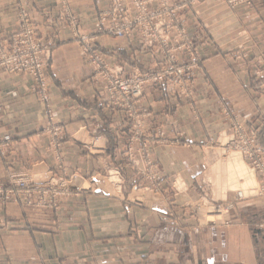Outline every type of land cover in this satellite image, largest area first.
<instances>
[{
  "label": "crops",
  "instance_id": "1",
  "mask_svg": "<svg viewBox=\"0 0 264 264\" xmlns=\"http://www.w3.org/2000/svg\"><path fill=\"white\" fill-rule=\"evenodd\" d=\"M188 1L179 17L189 34L198 36L203 56L196 78L199 117L185 104L171 107L162 117V91L157 86L148 91L151 126L174 121L187 144L153 149L152 157L164 174L162 191L148 204L130 197L135 187L124 199L72 195L53 216L45 209L7 204L0 214V264H264V196L236 198V189H226L225 199L233 200L227 211L230 224L210 221L198 232L187 216L180 218V227L165 216L171 205L179 211L182 201L212 193V167L224 157L211 143L230 124L221 107L244 121H255L264 144V0H249L233 9L223 0ZM106 2L0 0V33L12 31L19 9H24L42 42L51 45L47 104L39 100L29 76L0 75V141L7 143L5 154L0 151V181L9 171L30 170L35 164H40V181H87L121 160L129 122L122 111L103 102L101 85L71 39L68 22L74 17L83 32L93 31ZM95 46L110 65L121 66L124 75L157 66L141 51L136 36L102 35ZM49 116L64 128L58 151L45 132Z\"/></svg>",
  "mask_w": 264,
  "mask_h": 264
},
{
  "label": "rangeland",
  "instance_id": "2",
  "mask_svg": "<svg viewBox=\"0 0 264 264\" xmlns=\"http://www.w3.org/2000/svg\"><path fill=\"white\" fill-rule=\"evenodd\" d=\"M110 1L107 0L106 5L100 9L93 31L83 32L74 17H68V22L72 25L71 39L78 43L80 54L91 68L93 78L101 85L104 92L103 102L115 110L122 111L129 122V133L121 145V160L114 167L104 169V173L95 177L90 176L87 181L81 178H75L74 182L68 180L67 182L61 178L40 181L37 175L40 164L33 165L30 170L9 171L5 180L0 181V214L4 213V207L7 204H14L35 210L45 209L49 212L46 215L53 216L67 204V199L72 195L94 193L102 197L124 199L133 187L135 190L130 197L148 204L143 194H148L150 201L154 195L162 191L164 174L160 170L158 161L152 157V151L158 145H185L186 142L184 143L183 140L182 128L174 121H165L151 126L148 119L153 113L150 111L151 104L147 101L148 91L155 86L162 91L165 98L162 100L164 108H161L160 112L162 117L167 116L171 107L184 104L195 118L199 117L196 109V78L203 62V56L198 49L199 38L195 34H189L187 24L179 17L187 0L180 3H171L168 0H147L145 8L148 15L152 17L150 19L147 16L142 22L135 20L139 14L133 5L134 0H121L125 7L121 14L132 21L129 32L123 36L103 30V12ZM223 1L231 9L241 4H249V0L234 5L227 0ZM154 2L156 4L153 8L151 5ZM188 2L192 4L195 0ZM26 25L34 29V36L42 50L41 58L44 67L41 81L37 80L32 73L9 72L2 68H0V75L29 76L39 100L47 104L49 96L46 71L50 64L51 45L42 42L28 11L19 9L15 28L8 33H0V50L2 45L7 41L10 42L12 37L25 29ZM102 35L123 39H132L136 36L141 51L149 53L157 62L156 68H135L132 74L124 75L121 66L110 65L96 48L95 43ZM123 80L129 81L126 94L119 89L118 82ZM166 97L171 99L166 100ZM221 114L230 124L211 143L220 157H224L212 167L215 172L212 193L203 192L201 197L182 201L179 211H174L172 205L168 207L165 216L168 218V223L173 226H182L180 218L183 216L194 221V224L190 225L194 232H198L200 226L210 221L229 225L227 211L232 207L233 200H226L224 197L225 190L228 188L236 189L234 192L236 198L249 194L264 196V144L259 142L258 125L255 121H244L236 114H232L226 106L221 107ZM49 120L50 126L45 129V132L51 137L50 146L58 151L65 138L64 128L61 124L52 122L51 117ZM166 126H169V129ZM80 139H84V136H80ZM84 141L89 140L84 139ZM6 147L7 143L0 141L2 154H5ZM240 165L245 167L242 174H240L242 171ZM175 187L182 189L178 184ZM171 201L170 203L174 202V200ZM260 226H263V223Z\"/></svg>",
  "mask_w": 264,
  "mask_h": 264
},
{
  "label": "built area",
  "instance_id": "3",
  "mask_svg": "<svg viewBox=\"0 0 264 264\" xmlns=\"http://www.w3.org/2000/svg\"><path fill=\"white\" fill-rule=\"evenodd\" d=\"M147 0H134V7L139 16L135 19L136 22L145 21L149 16L145 8ZM230 4H238L245 0H227ZM125 8L121 0H111L109 6L104 9L103 15V30L110 33H115L119 36L126 35L131 28L130 18L121 14ZM173 9V8H171ZM25 29L18 32L12 37V40L7 41L2 45L0 50V68L9 72H29L36 76L37 80L41 81L44 62L42 60V50L39 41L34 36V29L31 26H25ZM184 45V44H183ZM92 58V57H91ZM119 89L126 94L129 81L118 82ZM137 84L135 83V88ZM138 93V92H135ZM69 193V191H68Z\"/></svg>",
  "mask_w": 264,
  "mask_h": 264
},
{
  "label": "bare ground",
  "instance_id": "4",
  "mask_svg": "<svg viewBox=\"0 0 264 264\" xmlns=\"http://www.w3.org/2000/svg\"><path fill=\"white\" fill-rule=\"evenodd\" d=\"M231 161H232V160H231ZM243 165H244V164H243ZM243 165H242V166L240 165V168H241L240 170H242V171L240 172V174H242L243 170L245 169V167H244ZM221 191H222V190H221ZM136 194H137V193H136ZM143 195H144L143 198H144L145 201L148 203V202H149L148 194H146V195L143 194Z\"/></svg>",
  "mask_w": 264,
  "mask_h": 264
}]
</instances>
